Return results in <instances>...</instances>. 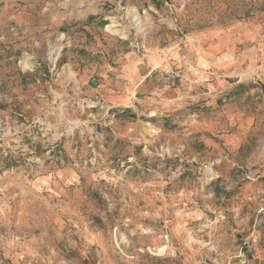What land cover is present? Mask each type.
Wrapping results in <instances>:
<instances>
[{
  "label": "rangeland",
  "instance_id": "374dc122",
  "mask_svg": "<svg viewBox=\"0 0 264 264\" xmlns=\"http://www.w3.org/2000/svg\"><path fill=\"white\" fill-rule=\"evenodd\" d=\"M258 43L264 0H0V264H264Z\"/></svg>",
  "mask_w": 264,
  "mask_h": 264
},
{
  "label": "crops",
  "instance_id": "0c3cea01",
  "mask_svg": "<svg viewBox=\"0 0 264 264\" xmlns=\"http://www.w3.org/2000/svg\"><path fill=\"white\" fill-rule=\"evenodd\" d=\"M258 46H259V48H261V47L264 46V44H262V43H258ZM261 51H262V50H261ZM257 56H258V54H254L253 61H255V62H260V61H262V58L260 59V58H258ZM250 57H251V56H250ZM263 77H264V76H263Z\"/></svg>",
  "mask_w": 264,
  "mask_h": 264
}]
</instances>
